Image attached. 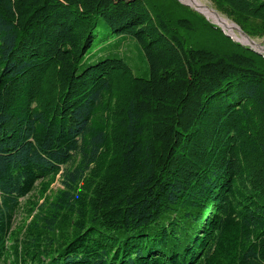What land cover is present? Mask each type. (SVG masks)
Masks as SVG:
<instances>
[{
    "label": "trees",
    "instance_id": "1",
    "mask_svg": "<svg viewBox=\"0 0 264 264\" xmlns=\"http://www.w3.org/2000/svg\"><path fill=\"white\" fill-rule=\"evenodd\" d=\"M0 264H264V54L178 0H0Z\"/></svg>",
    "mask_w": 264,
    "mask_h": 264
},
{
    "label": "rangeland",
    "instance_id": "2",
    "mask_svg": "<svg viewBox=\"0 0 264 264\" xmlns=\"http://www.w3.org/2000/svg\"><path fill=\"white\" fill-rule=\"evenodd\" d=\"M181 4L183 5H186V6H189L190 8L194 9L195 11H197L198 13L202 14L203 16L206 17L207 20H209L211 23L217 25L218 27H220L222 30L224 29L221 25H219V23H217L212 17H209L207 14H205L204 12H202L201 10H199L197 7H195L194 5H192L190 2H188L187 0H178ZM202 1V3L212 7L213 9H215L219 14L227 17L225 14H223L219 8H218V5L213 1V0H200ZM205 1V2H203ZM167 11H178L179 13V10L178 9H175V7H173L172 5H169L168 4V9ZM232 21V20H231ZM225 33L226 31L223 30ZM110 32H111V29L103 22H100L99 23V26H98V31H97V37L99 39H102V43L100 44V48L102 47H109L110 45L113 46L115 45V43L117 42L118 40V36L116 35H110ZM227 34V33H226ZM237 35L241 38L242 37V34L240 32L237 33ZM193 36V35H192ZM195 37V38H194ZM211 37L210 34H197V35H194L193 38L196 39V40H201V39H204V38H208ZM229 37H231L235 42L239 43L240 45L242 46H247V47H253L254 50H258V51H261L262 53L261 54H264V37H257V38H252L254 40L255 43H252L249 42V43H244L243 41H241L240 39H235L232 35L229 34ZM132 38H129L125 41V44H124V48L122 49H127V51L129 52V54L133 55L134 53V61L133 63L135 65H138L140 67H143L144 66V62L142 60V57L141 55L138 54L137 50L135 49V47L133 46L132 44ZM257 45V46H256ZM252 48V49H253ZM95 52V51H94ZM105 53H100L98 52L96 54V57L93 58L92 60L94 61H98L102 58H104L106 55H103ZM61 184H60V181H56L53 183L52 185V191H57L59 188H60ZM30 197V200L31 201H36L38 200V196L36 195V193H33V194H30L29 195ZM29 197H26L22 200V203L25 204ZM40 200V199H39ZM42 202V201H41ZM26 209V208H25ZM21 210L18 215L16 216V220H15V224H14V228H19L23 223L24 221L26 220L27 218V213H26V210Z\"/></svg>",
    "mask_w": 264,
    "mask_h": 264
},
{
    "label": "bare ground",
    "instance_id": "3",
    "mask_svg": "<svg viewBox=\"0 0 264 264\" xmlns=\"http://www.w3.org/2000/svg\"><path fill=\"white\" fill-rule=\"evenodd\" d=\"M187 1L190 2L192 5H194L195 7H197L202 12H204L205 14H207L209 17H212L217 23H219V25H221L224 28V30L227 33L232 35L235 39H240L244 43L251 42V40L247 36L242 35V37L240 38L237 35V33L240 32L239 31L240 27L235 22L231 21L228 17L219 14L215 9L202 3V1L200 0H187Z\"/></svg>",
    "mask_w": 264,
    "mask_h": 264
},
{
    "label": "water",
    "instance_id": "4",
    "mask_svg": "<svg viewBox=\"0 0 264 264\" xmlns=\"http://www.w3.org/2000/svg\"><path fill=\"white\" fill-rule=\"evenodd\" d=\"M224 30V29H223ZM240 33L242 34V35H245V36H247L250 40H251V43H255L254 42V40L249 36V35H247L241 28H240ZM227 33V32H226ZM228 35H229V33H227ZM251 48H253V47H251ZM254 49V48H253ZM256 51H258V50H256ZM259 53H262L261 51H258Z\"/></svg>",
    "mask_w": 264,
    "mask_h": 264
}]
</instances>
